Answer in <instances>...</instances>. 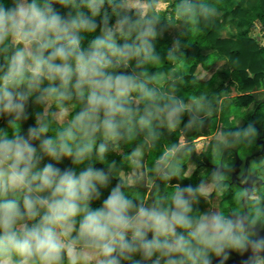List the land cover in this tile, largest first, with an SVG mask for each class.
I'll use <instances>...</instances> for the list:
<instances>
[{
	"label": "clouds",
	"instance_id": "9594fccd",
	"mask_svg": "<svg viewBox=\"0 0 264 264\" xmlns=\"http://www.w3.org/2000/svg\"><path fill=\"white\" fill-rule=\"evenodd\" d=\"M157 38L130 0H0V264H264L255 222L199 211L202 186L130 194L180 174L178 146L144 162L187 110L149 87ZM137 140L118 173L108 154Z\"/></svg>",
	"mask_w": 264,
	"mask_h": 264
},
{
	"label": "trees",
	"instance_id": "16d2710c",
	"mask_svg": "<svg viewBox=\"0 0 264 264\" xmlns=\"http://www.w3.org/2000/svg\"><path fill=\"white\" fill-rule=\"evenodd\" d=\"M142 1L144 7H134L133 11L154 18L158 31L155 50L159 58L145 66L152 77L149 87L165 95L159 79L166 76L168 85L177 81L179 95L185 100H208L215 111L221 102L222 107L220 114L213 112L204 118L187 109L175 127H161L159 138L145 150V165L151 168L156 159L175 145L180 148L175 158L180 174L169 183L158 181V193L150 187L137 185L131 188L130 194L151 200L154 194H167L175 184L202 186L207 189V197L221 196L220 203H226L232 213L238 208L244 210L245 191L230 183L233 167L218 175L212 168L197 163L202 158L213 163V153L218 158V163L213 164L220 165L225 161L228 150L237 152L243 161L254 155H257L254 159L264 158V153H261L263 144L259 143V137L264 139V0ZM160 2L169 3V8L159 10L157 4ZM189 5L193 6L194 14H189ZM178 25L181 30L176 37L165 34ZM229 27L232 35L224 37L223 31ZM178 67L182 70L180 77L174 76L173 72ZM199 69L208 77H200ZM234 90L237 95L229 100L227 97ZM31 123L33 120L30 119L25 127ZM249 128L254 132L244 135ZM220 129L230 135L231 140L228 143L214 141L201 158L196 152V142L215 135ZM139 143L137 140L121 144L108 154V160L116 162L118 173L126 174L131 170L125 156ZM226 183L230 186L221 194L220 189ZM247 206L249 220L264 226V201L257 203L249 199Z\"/></svg>",
	"mask_w": 264,
	"mask_h": 264
},
{
	"label": "rangeland",
	"instance_id": "374dc122",
	"mask_svg": "<svg viewBox=\"0 0 264 264\" xmlns=\"http://www.w3.org/2000/svg\"><path fill=\"white\" fill-rule=\"evenodd\" d=\"M130 5L134 8V7H139V6H143L144 7V3L142 0H130ZM159 9H165V8H169L170 5L167 4V2H160L157 4ZM181 30V26H175L171 29H168L165 34L167 36H171V37H176L178 32ZM232 29L227 28L223 31V36L224 37H229L232 35ZM262 42L264 44V37L262 38ZM174 72V76H180L182 73V70L180 69V67L175 68ZM198 74L202 75L200 77H208V76H204L205 73H203L201 71V69L198 70ZM159 86L160 88L163 90V92L167 93L168 95H172L175 96L176 98L182 100L184 102V104L186 105V108H188L191 112H193L194 114L198 115L200 118H204L206 116H209L210 113L213 112H218V114H220L221 111V107H222V102L220 103L219 109L217 111H215V109H213V104L212 102L208 101V100H185L182 96H180L174 89V87L169 88L168 84L166 82V76H161L159 79ZM237 95V92L234 90L227 98L230 100L232 98H234ZM237 123H239V120L237 121ZM240 124V123H239ZM223 134V133H222ZM221 134V130H219L215 135L207 138L208 140V146L210 147L212 145V142L214 141H225V136H223ZM224 139V140H223ZM217 148V147H216ZM215 149H213L215 152L217 151ZM220 148V146H219ZM207 152V151H206ZM205 152V153H206ZM204 153V154H205ZM208 154V153H207ZM210 154H208L207 156H209ZM212 155L214 156V158L212 159V162L215 164L218 163V158L216 155H214L212 153ZM210 157V156H209ZM236 156L234 155V151L233 150H228L227 151V157L225 159V167L231 166L233 167L234 164L236 163ZM194 168H192L189 171V174L193 171ZM250 169L254 170L255 176L256 178H258L259 180H262V184L260 187L256 188L254 187V192L253 195L251 196V198L256 201L257 203H261L264 201V158L260 157L258 159H254L252 160V162H250ZM126 174H129L126 173ZM257 179V180H258ZM229 187V183L224 184L221 189H220V193L222 194L223 191H225V189H227ZM204 191H207V189H204ZM210 199V200H209ZM149 200V199H148ZM150 201V200H149ZM221 201V196L217 195L214 197H209L208 198H203L202 200H200L199 204L197 205L203 212L204 211H218V212H224L226 214L232 213L231 209L229 208V206L226 203H222L219 204ZM245 212V210L238 208L235 212L238 215H243ZM262 228L264 229V226H262Z\"/></svg>",
	"mask_w": 264,
	"mask_h": 264
},
{
	"label": "water",
	"instance_id": "95a60500",
	"mask_svg": "<svg viewBox=\"0 0 264 264\" xmlns=\"http://www.w3.org/2000/svg\"><path fill=\"white\" fill-rule=\"evenodd\" d=\"M264 137V135H263ZM259 143H262L263 144V150L261 153H264V139H262V137H259ZM236 154V163L233 167L234 169V173H233V176H232V183H241V186L246 190V194L244 195L243 197V206H244V214L243 216H245L247 219H248V215H249V211H248V206H247V201L251 198V196L253 195V192H254V183L255 181L258 179L256 178V176L253 174L251 175L247 180V176H248V173H249V168H250V162L257 156H251V157H248L245 161V171H244V175L241 177V178H238V174L241 170V165H242V162L243 160L238 156L237 152L235 153ZM259 155V154H258ZM208 165H210V163H208ZM213 168H214V171H216L218 168L211 165ZM223 164L221 165V168L220 170H223ZM246 180V181H245ZM245 181V182H244ZM262 184V181H260L258 183V186H261ZM259 230L262 231V234H264V230L260 229V227L258 226H253ZM234 254V257L231 258V259H226L225 257L224 258H220V264H247V259H248V254L246 253H237V252H231Z\"/></svg>",
	"mask_w": 264,
	"mask_h": 264
},
{
	"label": "crops",
	"instance_id": "0c3cea01",
	"mask_svg": "<svg viewBox=\"0 0 264 264\" xmlns=\"http://www.w3.org/2000/svg\"><path fill=\"white\" fill-rule=\"evenodd\" d=\"M168 5H169V3H167ZM157 8H158V6H157ZM159 9V8H158ZM168 8H165V9H159V10H163V11H165V10H167ZM180 77V76H179ZM179 77H174V79H178ZM177 86V81L175 80V81H173V84L172 85H168V87L169 88H172V87H174V89L176 90V91H178L177 93L179 94L180 92H179V90H178V88L176 87ZM164 94L165 95H168L167 93H165L164 92ZM186 109H188V108H186ZM189 110V109H188ZM221 130V134L223 133V129H220ZM223 136H225V141H223V142H225V143H228L230 140H231V136L230 135H226V134H222ZM207 138H209V137H207ZM207 138H204V139H201V140H198L197 142H196V144H195V148H196V152H197V154L198 155H200L201 156V158H202V156L204 155V153L209 149V144H208V140H207ZM224 140V139H223ZM213 143V142H212ZM234 155L236 156V154L234 153ZM236 159V158H235ZM236 161V160H235ZM208 163H210V165H208ZM201 164H203V165H205V166H207V167H209V168H212V170L214 171V168L211 166V165H213V166H215V167H217L218 169L215 171L216 173H218V174H222V172L224 171V170H226L227 168H230L231 166H228V167H225V162H221V164L220 165H215V164H213V163H211L210 161H208V160H205V159H201V161H198V163H197V165H201ZM223 164V170H220V168H221V165ZM235 165V164H234ZM234 167V166H233ZM131 173V170L129 171V174ZM205 198H208L207 196L205 197ZM210 200V199H209ZM219 204H221V203H219Z\"/></svg>",
	"mask_w": 264,
	"mask_h": 264
},
{
	"label": "flooded vegetation",
	"instance_id": "af4514ba",
	"mask_svg": "<svg viewBox=\"0 0 264 264\" xmlns=\"http://www.w3.org/2000/svg\"><path fill=\"white\" fill-rule=\"evenodd\" d=\"M252 162V161H251ZM245 161H243L242 162V165H241V170H240V172H239V174H238V178H241L243 175H244V171H245ZM233 173H234V171H233ZM233 173H232V176H233ZM255 175V173H254V170H252V169H250L249 168V173H248V176H247V178H246V180L251 176V175ZM218 175H221V174H218ZM245 180V181H246ZM244 181V182H245ZM260 181H262V180H256L255 181V183H254V187H255V189L256 188H258V187H260V186H258V183L260 182ZM263 182V181H262ZM230 183H232V181L230 182ZM230 183H229V186H230ZM235 184H237V185H239L241 188H243L242 186H241V183H239V181H238V183H235ZM263 185H264V183H263ZM243 190L245 191V193H246V190L243 188ZM250 199H252V198H250ZM248 220H249V215H248ZM250 221V220H249ZM253 226H258V227H260V229H262V230H264L261 226H259V225H257V224H253ZM232 252H236V251H232ZM237 253H241V252H237ZM234 257V254L233 253H230L227 257H225L226 259H231V258H233Z\"/></svg>",
	"mask_w": 264,
	"mask_h": 264
}]
</instances>
